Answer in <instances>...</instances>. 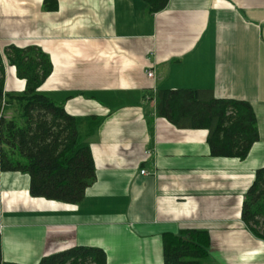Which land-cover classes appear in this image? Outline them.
Wrapping results in <instances>:
<instances>
[{"label":"crops","instance_id":"0c3cea01","mask_svg":"<svg viewBox=\"0 0 264 264\" xmlns=\"http://www.w3.org/2000/svg\"><path fill=\"white\" fill-rule=\"evenodd\" d=\"M56 1L47 11L45 0H0V50L40 47L53 66L40 91L101 120L88 139L96 181L69 205L33 198L28 175L1 173L3 261L91 247L107 264H163V236L197 230L209 234L204 264H264V240L242 221L264 167V0H170L153 15L144 0ZM24 86L8 68L6 92ZM178 90L249 103L259 140L248 157H212L208 130L160 116L159 92Z\"/></svg>","mask_w":264,"mask_h":264},{"label":"trees","instance_id":"16d2710c","mask_svg":"<svg viewBox=\"0 0 264 264\" xmlns=\"http://www.w3.org/2000/svg\"><path fill=\"white\" fill-rule=\"evenodd\" d=\"M148 12L164 10L170 0H144ZM47 11H57L56 0H45ZM5 59L25 86L22 93L5 91ZM53 71L51 59L38 46L11 45L0 51V174L16 172L30 177V195L48 201L78 205L96 181L88 139L99 127L96 117L69 115L40 88ZM158 114L179 129L208 130L210 155L245 160L259 140L251 105L216 99L210 91L159 92ZM242 221L264 240V167L257 170L246 194ZM1 222V212H0ZM206 231L163 236V264H204L209 255ZM0 264L3 261L0 246ZM39 264H107L98 248L75 247L41 259Z\"/></svg>","mask_w":264,"mask_h":264},{"label":"built area","instance_id":"2783aa9c","mask_svg":"<svg viewBox=\"0 0 264 264\" xmlns=\"http://www.w3.org/2000/svg\"><path fill=\"white\" fill-rule=\"evenodd\" d=\"M147 77L151 80H155V68L153 65H151L147 70H146ZM142 174L145 175L146 172L142 171ZM2 226H0V234H2Z\"/></svg>","mask_w":264,"mask_h":264},{"label":"rangeland","instance_id":"374dc122","mask_svg":"<svg viewBox=\"0 0 264 264\" xmlns=\"http://www.w3.org/2000/svg\"><path fill=\"white\" fill-rule=\"evenodd\" d=\"M1 51V50H0ZM1 53H3L4 54V51L2 50L1 51ZM5 63H6V65H5V91H6V88H7V71H8V68H14V67H12V66H10L9 64H8V62L6 61V59H5ZM15 69V68H14ZM15 71H16V69H15ZM1 236H2V234H0V239H1Z\"/></svg>","mask_w":264,"mask_h":264}]
</instances>
